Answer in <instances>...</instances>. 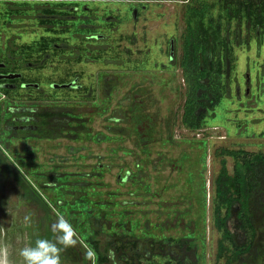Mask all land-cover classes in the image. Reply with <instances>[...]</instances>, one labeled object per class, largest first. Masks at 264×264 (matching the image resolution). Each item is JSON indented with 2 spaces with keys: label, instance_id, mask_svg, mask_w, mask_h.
I'll use <instances>...</instances> for the list:
<instances>
[{
  "label": "rangeland",
  "instance_id": "rangeland-1",
  "mask_svg": "<svg viewBox=\"0 0 264 264\" xmlns=\"http://www.w3.org/2000/svg\"><path fill=\"white\" fill-rule=\"evenodd\" d=\"M5 2L0 0V13L7 19ZM16 2L21 9H14L13 26L1 31L19 36L18 43L32 44L44 37L51 50L44 68L45 99L32 92L30 103L72 109L71 114L86 121L77 139H16L1 146L8 166L14 164L11 167L51 202L53 222H65L71 232L67 242L82 257L93 259L84 238L92 232L87 214L104 216L111 225L104 231L117 235L162 240L191 233L196 264H225L226 256L217 258L221 232L213 224L214 183L221 159L233 172L235 159L225 150L264 153V29L247 33L245 20L241 25L231 20L235 60L227 75V92L204 125L192 131L181 123L186 87L179 62L187 12L205 6L217 18L222 0ZM55 2H62L57 9L61 13L65 8L68 15L74 14L70 7L77 6V16L83 15V22L77 17L80 27L90 31L69 22L59 27L40 23L42 5ZM221 19L226 25L227 20ZM47 41L59 44V50ZM75 78L80 87L49 86ZM113 128L127 130L129 136ZM53 169L68 174L61 176L62 186L41 189L45 173ZM6 176V184L0 185V197L8 196L0 210V237L10 224L9 213L3 212L11 209L21 192L18 181ZM71 218L82 221L76 225ZM229 227L239 244L248 240L236 212ZM4 241L9 264H20L9 238ZM260 241L258 252L246 256L243 264H264V241ZM166 259L153 256L150 261L162 264Z\"/></svg>",
  "mask_w": 264,
  "mask_h": 264
},
{
  "label": "trees",
  "instance_id": "trees-1",
  "mask_svg": "<svg viewBox=\"0 0 264 264\" xmlns=\"http://www.w3.org/2000/svg\"><path fill=\"white\" fill-rule=\"evenodd\" d=\"M221 9L222 12L217 18L209 14V8L205 6L190 7L187 12V25L179 62L186 87L181 123L192 131L204 125L209 111L219 105L227 92V75L234 68L235 60L232 40L229 37L232 34L231 20H236L238 25L245 20L247 33L252 28L255 31L264 29V0H222ZM42 12L45 14L42 21L49 27H59L69 22V25H75L79 30L91 29L80 27L81 23H78V20L68 19L66 17L68 11L65 8L59 13L56 4L47 5ZM221 18L227 20L226 25L222 23ZM47 42L49 45L51 41ZM71 111L72 109L59 107L45 108L42 112L45 116V130L35 134V137L77 139L78 133L84 130L83 123L86 118H80L79 114L73 115ZM113 129L125 132L124 135L129 136L127 130ZM225 154L232 156L235 163L233 172L230 173L226 159H221L214 183L212 217L214 226L221 232L217 258L226 256L225 264H243L246 256L258 252V244L262 243L260 240L264 241V237L260 238L264 236V153L228 149L225 150ZM6 173L11 174L21 188L11 209L6 208L7 210L3 212L9 213L10 224L2 229L7 231L13 249L17 250L19 263L24 258L21 255L23 249L35 247L38 240H47L59 249V264L67 261L78 264L80 260H83V264H152L150 260L153 256L169 258L162 264H196V259L193 258L196 247L191 233L188 237L176 239L169 237L162 240H156L154 237L146 239L117 235L104 231V226L109 225L104 216L97 218L89 214L87 216L92 232L84 238L95 255L93 259L88 260L81 256L74 244L67 242L66 239L71 235L68 227L60 221L53 222L51 202L39 193L26 176L21 175L11 165L0 170L1 186L6 184ZM45 175L47 180L41 182V189L62 186L60 178L68 174L58 173L53 169ZM7 200L8 198L2 194L0 210L6 207ZM234 212L239 228L248 237L242 244L236 241L229 227V220ZM71 219L77 221L76 225H80L82 221L77 220L78 218ZM108 227L111 228V225ZM73 254L78 258H73ZM142 258L146 260L145 263Z\"/></svg>",
  "mask_w": 264,
  "mask_h": 264
},
{
  "label": "flooded vegetation",
  "instance_id": "flooded-vegetation-1",
  "mask_svg": "<svg viewBox=\"0 0 264 264\" xmlns=\"http://www.w3.org/2000/svg\"><path fill=\"white\" fill-rule=\"evenodd\" d=\"M16 1L6 0L7 19L1 17L0 13V170H4L8 166L6 153L1 146L2 142L36 138L35 134H40L45 130V116L42 112L46 107L31 104L30 101L33 99V93L38 95L37 97L45 99L47 84L44 82L46 81L44 68L50 49L47 48L44 37H40L32 44L18 43L19 36L15 34L6 36L1 31L2 28L7 29L13 26L12 15L14 9H21L20 4L16 5L18 3ZM61 3L55 2L57 8L61 7ZM46 6L47 4L42 5L41 14L38 15V21L44 26L46 24L42 19L45 14L42 11ZM77 8V6H71L70 11L74 14L66 15V17L73 20H77V17L83 18L82 14H80V17L77 16ZM50 44L54 51L59 50L57 49L59 44L55 42H50ZM172 49L173 43L171 41L170 57ZM76 79L61 83L49 82V86L53 89L61 88L54 87V85L71 83L75 80L71 86L66 88H77L80 85L77 84ZM12 165L14 166V164ZM5 234L8 235L7 231L2 230V236ZM1 261L2 252L0 264Z\"/></svg>",
  "mask_w": 264,
  "mask_h": 264
},
{
  "label": "clouds",
  "instance_id": "clouds-1",
  "mask_svg": "<svg viewBox=\"0 0 264 264\" xmlns=\"http://www.w3.org/2000/svg\"><path fill=\"white\" fill-rule=\"evenodd\" d=\"M62 223H65L61 221ZM59 249L47 240H38L35 247L22 250L25 264H59Z\"/></svg>",
  "mask_w": 264,
  "mask_h": 264
},
{
  "label": "bare ground",
  "instance_id": "bare-ground-1",
  "mask_svg": "<svg viewBox=\"0 0 264 264\" xmlns=\"http://www.w3.org/2000/svg\"><path fill=\"white\" fill-rule=\"evenodd\" d=\"M8 236H9V234L8 235L5 234L4 236H1L0 237V239H1V241H0V244H1V252H2V261H1V264H9V257L7 255V246L5 245V241H4V239L9 238ZM72 256L75 259L78 258L74 254ZM20 264H25V259L24 258H22Z\"/></svg>",
  "mask_w": 264,
  "mask_h": 264
},
{
  "label": "water",
  "instance_id": "water-1",
  "mask_svg": "<svg viewBox=\"0 0 264 264\" xmlns=\"http://www.w3.org/2000/svg\"><path fill=\"white\" fill-rule=\"evenodd\" d=\"M97 37H99V36H97ZM171 58H172V54H171ZM74 82H75V80L73 82H71V83H65V84H60V85L59 84H56V85H54V87L66 88V87L71 86Z\"/></svg>",
  "mask_w": 264,
  "mask_h": 264
}]
</instances>
